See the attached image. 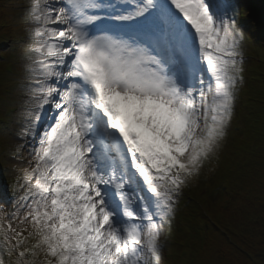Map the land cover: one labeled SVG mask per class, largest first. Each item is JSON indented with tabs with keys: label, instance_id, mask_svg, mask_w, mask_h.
I'll list each match as a JSON object with an SVG mask.
<instances>
[{
	"label": "snow or ice",
	"instance_id": "6c2138e0",
	"mask_svg": "<svg viewBox=\"0 0 264 264\" xmlns=\"http://www.w3.org/2000/svg\"><path fill=\"white\" fill-rule=\"evenodd\" d=\"M11 264H162L176 197L217 154L243 79L230 4L27 0ZM0 264H4L0 260Z\"/></svg>",
	"mask_w": 264,
	"mask_h": 264
},
{
	"label": "trees",
	"instance_id": "16d2710c",
	"mask_svg": "<svg viewBox=\"0 0 264 264\" xmlns=\"http://www.w3.org/2000/svg\"><path fill=\"white\" fill-rule=\"evenodd\" d=\"M19 0H0V34L17 35L13 23L18 14ZM253 6L258 9L260 24L257 36L264 41V0H254ZM22 16V14H20ZM252 19L246 20L245 30L250 34L249 49L256 52L255 70H248L246 76V96L251 93V111L261 117L245 118L242 135L238 134L230 141L229 164L224 167L218 183L222 182L225 194L214 196L213 184L201 185L205 192L201 195L198 206H191L198 224L204 225L210 218L209 227L202 233L193 230L185 241L190 251L183 257L185 264H264V47H259L253 39ZM256 27V26H255ZM260 90V91H258ZM258 91V92H256ZM255 92V93H253ZM258 108L262 109L258 112ZM250 111V113H251ZM251 123V125H248ZM253 125V126H252ZM248 126V127H247ZM247 127V128H245ZM176 249L168 252L169 260L174 258ZM182 251H177L173 264H180Z\"/></svg>",
	"mask_w": 264,
	"mask_h": 264
},
{
	"label": "rangeland",
	"instance_id": "374dc122",
	"mask_svg": "<svg viewBox=\"0 0 264 264\" xmlns=\"http://www.w3.org/2000/svg\"><path fill=\"white\" fill-rule=\"evenodd\" d=\"M20 144H21V140L18 136V133H16L15 130L13 129V132L10 134V136H8V145H7V149L10 155L16 156L15 161L9 160V162L7 163L12 168L16 169V172L11 174L12 178H16L17 175L20 174V171L28 166V160L30 159L27 148L23 150L22 154L16 151V149L19 147Z\"/></svg>",
	"mask_w": 264,
	"mask_h": 264
}]
</instances>
